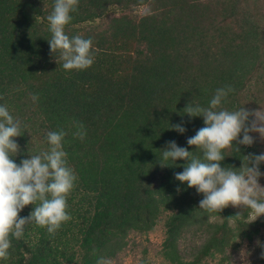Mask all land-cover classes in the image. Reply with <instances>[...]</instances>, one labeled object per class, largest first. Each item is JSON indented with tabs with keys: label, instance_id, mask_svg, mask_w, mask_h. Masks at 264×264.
<instances>
[{
	"label": "trees",
	"instance_id": "1",
	"mask_svg": "<svg viewBox=\"0 0 264 264\" xmlns=\"http://www.w3.org/2000/svg\"><path fill=\"white\" fill-rule=\"evenodd\" d=\"M257 1L78 0L64 31L92 40L94 62L65 70L48 43L47 17L55 0H0V105L21 121L23 133L14 138L20 152L12 159L19 164L46 150L45 134L63 130L67 165L76 176L67 196L71 219L54 235L26 225L22 238H10L9 257L0 264L105 262L123 248L129 231H150L162 213L164 260L202 264L220 255L216 263L229 264L225 251L250 240L259 223L240 220L229 207L219 213L200 209L203 194L174 178L186 161L165 167L159 161L172 140L202 157L187 145L204 126L202 116L181 115L188 103L207 107L218 88L230 86L234 91L221 107L238 110L240 95L264 76V13H253ZM137 7L145 12L132 15ZM112 9L119 13L107 15ZM96 21V27L82 28ZM253 120L249 116L247 124ZM77 124L86 132L83 140L73 136ZM170 124L186 131L171 130ZM249 135L252 145L233 141L223 150L222 167L239 171L245 156L261 154ZM33 207L25 206L19 216ZM192 227L207 233L197 252L184 259L177 241Z\"/></svg>",
	"mask_w": 264,
	"mask_h": 264
},
{
	"label": "clouds",
	"instance_id": "2",
	"mask_svg": "<svg viewBox=\"0 0 264 264\" xmlns=\"http://www.w3.org/2000/svg\"><path fill=\"white\" fill-rule=\"evenodd\" d=\"M77 5L78 0H55L53 11L47 17L50 53L59 54L65 70H84L94 62L92 40L78 35L70 38L64 31ZM232 91L230 86L218 88L207 107L188 103L182 109L181 115L187 114L189 119L203 118L204 126L187 139V145L195 146L202 157L172 140L166 143L159 162L165 167L173 165L177 159L186 161L183 171L175 173L174 178L203 194L200 209L219 213L229 205L242 206L250 210V223L264 215V187L258 183V177L264 175L259 170L264 154L245 156L239 171L222 167L221 161L225 157L223 150L230 148L233 141L246 146L253 144L249 132L259 133L264 140V110L249 111L244 106L235 111L222 108V101ZM31 99L35 102L38 96L32 95ZM249 116L255 117L250 126L247 124ZM75 126L77 131L73 136L83 140L86 135L83 125ZM169 129L178 133L186 131L182 124H170ZM242 132L243 137L239 139ZM22 134L21 121L10 114L7 104L0 105V259L3 260L9 257L10 238H22L26 225L35 224L54 235L63 222L71 219L66 211L67 196L76 176L67 165V153L63 150L62 142L67 133L48 131L45 134L48 148L17 164L12 157L19 154L20 146L14 138ZM30 204L35 205L33 210L28 216L20 217V211ZM260 246V258L264 259V245ZM97 264L104 261L97 260Z\"/></svg>",
	"mask_w": 264,
	"mask_h": 264
},
{
	"label": "rangeland",
	"instance_id": "3",
	"mask_svg": "<svg viewBox=\"0 0 264 264\" xmlns=\"http://www.w3.org/2000/svg\"><path fill=\"white\" fill-rule=\"evenodd\" d=\"M263 0L257 1L253 5V13H264ZM145 12L144 7H137L131 10L132 15L139 16ZM119 13V10H109L107 15H113ZM90 25H99L96 22L93 24L83 25V29H87ZM82 31V30H80ZM242 105L249 111L252 110H264V76L254 78L245 92L240 95ZM254 116H252L253 119ZM255 120V117H254ZM253 136L258 142L261 154H264V140L259 136V133L252 131ZM259 168L261 173H264V162H261ZM258 183L264 187V175L258 177ZM233 212H237V217L240 220L249 222L250 210H245L242 206L233 207L228 206ZM244 213L246 216L244 217ZM165 213H162L156 221L153 228L146 233H137L129 231L125 238V245L123 248L115 253V255L106 260L104 264H170L164 260L160 253V246L164 236L163 221ZM218 218L210 217V222L218 221ZM220 221V220H219ZM259 223L257 234L253 235L250 240H241L236 249H227L224 253V258L229 264H258V258L262 248L260 245H264V215H261L256 220ZM207 232L202 229L189 228L184 231L177 241V249L180 256L184 259H190L200 248L204 237ZM259 241V244L257 243ZM220 259V255L213 257H207L202 261V264H217Z\"/></svg>",
	"mask_w": 264,
	"mask_h": 264
}]
</instances>
